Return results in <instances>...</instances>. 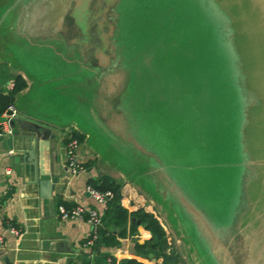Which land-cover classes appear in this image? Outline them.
<instances>
[{
  "label": "rangeland",
  "instance_id": "374dc122",
  "mask_svg": "<svg viewBox=\"0 0 264 264\" xmlns=\"http://www.w3.org/2000/svg\"><path fill=\"white\" fill-rule=\"evenodd\" d=\"M14 1L0 0L6 38ZM114 14L119 88L103 97L117 117L103 102L94 122L91 91L68 80L46 101L85 125L99 176L157 218L167 264H264V0H119ZM8 44L24 70L73 72Z\"/></svg>",
  "mask_w": 264,
  "mask_h": 264
},
{
  "label": "crops",
  "instance_id": "0c3cea01",
  "mask_svg": "<svg viewBox=\"0 0 264 264\" xmlns=\"http://www.w3.org/2000/svg\"><path fill=\"white\" fill-rule=\"evenodd\" d=\"M118 2L15 0L14 17L8 21L5 29L8 38L0 32V89L4 92L5 85L16 76L22 80L24 87L13 96L15 118L30 130L31 126L47 129L54 136L58 155V159L53 162V171L58 176L52 199L47 204H40L36 176L31 166L25 163V155L16 153L10 147L14 139L11 134L0 138V264H108V261L118 264H127V261L138 264L160 263V258L146 257L134 250V244L141 245L150 240V234L143 226L136 225L130 232L128 221L124 227L125 236L118 239V245H99L92 251L91 247L84 245L89 235V226L83 220L61 221L56 212L60 203L65 209L77 205L86 208L96 206L85 192V187L88 180L99 177L96 170L99 159L87 144L89 134L84 130L85 125L74 119H63L62 106L54 112L52 104L46 101L47 87L57 78L56 83L59 85L56 87L66 89L64 81L68 80L79 90L83 88L91 91V118L94 122L103 124L97 108V104L102 107L103 102L107 103L105 108L110 109L107 111L108 116L117 117L118 112L112 110L113 107L108 105L109 101L104 97L112 96L113 92L117 95L119 75L116 70H109L108 60L105 67L101 64L108 59L106 42L113 33ZM8 43H14L15 49L18 46L19 49L25 47L30 56H46L47 59L48 56H63L61 64L72 66L74 73L67 74L69 68H60L57 70L58 77H42L43 69L39 64L24 70L14 62L16 54L7 48ZM43 67L47 68L46 65ZM112 111L116 116H113ZM17 127V130L23 132ZM70 132L83 136V142L79 145V158L85 168L76 176L67 175L64 167L66 156L63 141ZM9 151L12 154H8ZM6 169L10 170L9 176L3 175ZM132 201L120 198L119 205L130 213L137 209ZM6 223L18 231L16 237L7 234ZM101 229L110 233L118 231L109 223L108 218ZM42 240H64L69 252L44 251L41 249Z\"/></svg>",
  "mask_w": 264,
  "mask_h": 264
},
{
  "label": "trees",
  "instance_id": "16d2710c",
  "mask_svg": "<svg viewBox=\"0 0 264 264\" xmlns=\"http://www.w3.org/2000/svg\"><path fill=\"white\" fill-rule=\"evenodd\" d=\"M239 66L238 62H236L235 68H237L238 72L240 71ZM229 76H231V73ZM241 77L242 76L240 74V79ZM11 81L12 90L9 93H4L0 89V115L5 111L8 105L12 104L13 96L24 87L22 80L18 76L14 77ZM68 136L75 139L78 144L83 142V136L70 132V134L67 135L66 139L63 141L65 144L68 141ZM83 167L85 168V165H83ZM86 185L98 192L110 191L112 193V198L108 202L102 215V223L97 232L98 237L91 246L92 251H95L99 245L104 247L118 245V239L125 236L124 227L129 221L130 232L136 225H140L143 226V228L150 234V240L141 245L134 244V250L143 256L150 257L152 255L155 259L160 258L164 264L168 263L167 258L161 253L165 235L160 224L157 222V218L151 212L146 211L143 208H137L136 210L128 213L125 209H123L119 205V187L115 181L108 176L101 175L94 180H88ZM58 205H61V203ZM107 218L109 219V223L118 229L117 232L110 233L106 231V229H101ZM126 263L138 264L134 261H127Z\"/></svg>",
  "mask_w": 264,
  "mask_h": 264
},
{
  "label": "water",
  "instance_id": "95a60500",
  "mask_svg": "<svg viewBox=\"0 0 264 264\" xmlns=\"http://www.w3.org/2000/svg\"><path fill=\"white\" fill-rule=\"evenodd\" d=\"M107 60L106 58L101 64L102 67L107 65ZM17 126L23 132L17 130ZM8 127L11 136L14 137L10 147H13L16 153L25 155V163L31 166L32 172L36 176L35 183L38 188L40 204H47L52 199L53 187L58 176L53 171V162L58 159L54 136L47 129L41 127L31 126L30 130L16 118L8 122ZM185 205L194 212L192 207L188 204ZM41 249L61 253L69 252L64 240H42Z\"/></svg>",
  "mask_w": 264,
  "mask_h": 264
},
{
  "label": "built area",
  "instance_id": "2783aa9c",
  "mask_svg": "<svg viewBox=\"0 0 264 264\" xmlns=\"http://www.w3.org/2000/svg\"><path fill=\"white\" fill-rule=\"evenodd\" d=\"M12 90V84L7 83L4 87V93H9ZM15 118V109L11 105H8L5 111L0 115V138L10 134L8 122ZM69 137V136H68ZM79 145L73 138H68L67 143L64 146V153L66 156L65 171L69 176H76L84 171L83 163L79 158ZM8 154H12L11 151ZM4 176L10 175V170L6 169L3 172ZM85 192L96 204L93 208H86L80 205L74 206L70 209H65L62 205L56 207L58 218L61 221L70 220H83L89 226V235L84 245L91 247L98 237V229L101 226V220L104 210L107 207L108 202L112 198L110 191L98 192L88 186L85 187ZM2 196V189L0 188V198ZM6 232L8 235L16 237L18 231L9 223H6ZM2 238L0 236V244ZM74 264V263H70ZM108 264H118L108 261Z\"/></svg>",
  "mask_w": 264,
  "mask_h": 264
},
{
  "label": "bare ground",
  "instance_id": "6f19581e",
  "mask_svg": "<svg viewBox=\"0 0 264 264\" xmlns=\"http://www.w3.org/2000/svg\"><path fill=\"white\" fill-rule=\"evenodd\" d=\"M217 246V245H216ZM220 249V248H219ZM262 260V259H261ZM264 261V260H263Z\"/></svg>",
  "mask_w": 264,
  "mask_h": 264
}]
</instances>
